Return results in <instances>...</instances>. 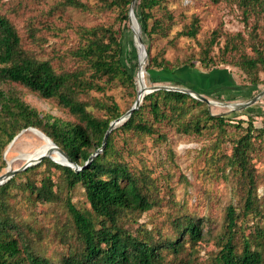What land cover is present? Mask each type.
Segmentation results:
<instances>
[{
    "label": "rangeland",
    "instance_id": "rangeland-1",
    "mask_svg": "<svg viewBox=\"0 0 264 264\" xmlns=\"http://www.w3.org/2000/svg\"><path fill=\"white\" fill-rule=\"evenodd\" d=\"M81 1L86 5L82 10L67 6L65 0H0V14L13 23L26 52L38 60L49 61L58 74L85 66L72 55L82 41L81 28L106 27L116 31L125 44V65L135 71L136 87L119 78L107 85L104 92H90L81 99L88 102V110L100 119L110 114V108L102 106L112 108V104H116L120 112L126 113L137 99L140 75L139 53L134 39L136 23L131 17L125 26L119 10L104 7L100 0ZM151 14L149 26L157 20L163 30L150 40L145 37L152 56L157 55L159 60L178 69L174 73L152 72V78L160 82H151L152 78L146 72L149 57L146 60L141 49L148 87L187 88L200 94L207 93L204 95L207 99L219 104L243 103L264 91V65L259 63L251 73L240 67L245 58L257 59L264 55V0L259 3L255 0H162ZM194 27L197 28L195 37L180 35ZM139 33L142 37L140 27ZM189 65L195 68L188 69ZM253 76L259 81L257 87L250 83ZM0 89L19 97L41 114L77 121L55 99L45 100L18 84L1 83ZM201 109H195L194 113L200 115ZM206 109L212 115L224 116L229 123L223 128L209 123L200 135H184L166 121L154 122L149 101H146L141 118L153 124L156 130L153 135L121 129L112 133L108 158L127 165L147 184L149 196L155 202L149 212L129 214L124 218L125 227L131 234L143 232L144 236L156 239L175 238L174 220L177 218L189 216L203 221L204 240L196 246L187 240L182 254L174 260L176 264L211 263L220 250V239L227 237L224 235L226 213L231 205L239 214L240 228L234 239L239 251L246 238L251 239L255 249L260 241L254 230L258 228L264 232V95L255 105L242 111L208 104ZM187 118H191V114ZM250 121L262 132L254 141V150L250 154L257 176L258 200L257 211L243 218L247 197L245 183L228 164V158L234 142L244 135ZM12 142L3 159L7 166L11 162L13 169L30 162L20 159L22 155L40 154L49 147L30 129L22 131ZM6 171L7 167L0 170V175ZM47 174L52 175L55 184L61 185L59 201L51 204L34 202L27 193L14 189L11 203L24 221L40 231L38 247L42 254L58 262L78 244L75 236L72 237L73 227L65 208L66 201L70 200L80 210H90V206L82 186L71 192L66 190L61 171L41 167L28 177L21 176L18 182L30 178L39 184ZM262 250L264 252V246ZM172 259L174 256L168 254L167 260Z\"/></svg>",
    "mask_w": 264,
    "mask_h": 264
},
{
    "label": "trees",
    "instance_id": "trees-1",
    "mask_svg": "<svg viewBox=\"0 0 264 264\" xmlns=\"http://www.w3.org/2000/svg\"><path fill=\"white\" fill-rule=\"evenodd\" d=\"M100 1L106 8L118 9L121 22L127 25L133 0ZM259 1L255 0L257 3ZM161 2L162 0H137L135 3V14L145 44V37L150 40L163 31L157 20L149 26L151 11ZM64 3L81 10L86 8L81 0H65ZM79 34L82 41L72 51V55L77 61L85 63V66L58 74L49 61L38 60L26 52L13 23L0 14V84H18L45 100L55 99L60 107L67 109L77 119L70 122L51 114H41L19 97L0 89V170L7 167L3 159L6 148L22 131L30 128L45 134L74 163L83 167L76 172L45 158L0 186V264H176L174 260L182 254L187 240L192 246L204 240L203 221L189 216L177 218L174 220L175 238L156 239L144 236L143 232L131 234L125 227L124 218L129 214L149 212L155 202L149 196L147 184L134 175L127 165L108 158L112 149V133L121 129L153 135L156 131L153 124L141 118L146 101H149V111L154 122L166 121L184 135H200L209 123L223 128L229 122L222 115H212L204 102L189 94L158 90L145 95L140 108L119 128L112 130L104 150L86 165L90 156L102 147L111 122L125 113L120 112L116 104H112V108L102 106L110 108V114L100 119L88 110L89 104L81 99L82 96L94 91L104 92L107 85L119 78L135 88L136 75L132 68L125 65V44L112 28H81ZM196 34V27L180 33L188 37H195ZM147 52L149 64L146 72L149 77L152 72L174 73L178 69L159 60L157 55L152 56L148 44ZM133 63L136 65V60ZM259 63L264 65V55L257 59L245 58L240 67L251 73ZM189 68L194 69L195 66L189 65ZM150 80L160 82L153 78ZM250 83L254 87L259 85L256 76L250 78ZM139 88L138 77L137 91ZM201 94L206 96L207 93ZM197 108H202L200 115L194 113ZM190 114L191 118H187ZM261 135L262 132L250 121L244 135L234 142L232 154L228 158V164L240 174L245 183L247 197L243 218L257 211V176L251 165L250 154L254 150V141ZM41 167L48 171H61L68 192L82 186L90 206V210H80L70 200L66 201L65 208L73 227L72 237L75 236L78 244L70 248L58 262L42 254L38 247L40 231L32 223L24 221L11 203L14 189L27 193L28 198L34 202L51 204L59 201L61 185L55 184L50 174L40 180L39 184L30 178L23 183L18 182L21 176L28 177V174ZM238 219L235 207L229 206L224 234L227 237L220 239V250L210 264H264V232L258 228L254 230L256 239L260 241L255 249L251 239L246 238L239 251L234 242L240 228ZM168 254H172L174 259L167 260Z\"/></svg>",
    "mask_w": 264,
    "mask_h": 264
},
{
    "label": "water",
    "instance_id": "water-1",
    "mask_svg": "<svg viewBox=\"0 0 264 264\" xmlns=\"http://www.w3.org/2000/svg\"><path fill=\"white\" fill-rule=\"evenodd\" d=\"M136 1L137 0H133L132 3H131L130 12H129V20H131V17H132V14H133V8L135 6ZM136 21H137L139 27L141 28L140 23H139L137 17H136ZM134 39H136V38H134ZM136 40H137L138 45H139L138 46L139 47L138 48V53L140 52V49H142L143 52H144V55H145V59L147 60L149 56H148V52H147V49H146V46H145V43H144L142 37L141 36H137V39ZM158 90H168V91L182 92V93H185V94H189L190 96L194 97L195 99H197L199 101H202V102H204V103H206L208 105H215L214 104L215 102L210 101L204 95H202V94H200V93H198V92H196L194 90L187 89V88L155 86V87H152L149 90L150 91L149 94L150 93H153L155 91H158ZM144 92H145V90H143L142 93H144ZM263 95H264V91H262L259 95L255 96L252 99H250V100H248L246 102H243V103H237V104H222L221 103V105L231 108V111H242V110H245V109H247V108L255 105L258 102V100ZM142 102L139 100V97H138L136 99L134 105L132 106V108L130 110H128L120 118H118V119L114 120L113 122H111V124L109 126V129L106 132V135L104 137L102 147L100 149H98L94 154H92L90 156V158H89L88 162L86 163V165H88L94 159V157H96L99 153H101L104 150V148L106 147L107 139L109 137V134L112 132V130L114 128H116L117 126L122 125L125 121H127L131 117V115L133 114V112L137 111L140 108ZM30 129H34V128H30ZM43 135H45V134H43ZM46 138L50 141L51 151H53V152L56 151L59 155H61V157L65 160V163H63L60 160L57 161V160L53 159L47 153H44L43 155H41L35 161L26 162L22 167H20L18 169H12V170H10V166L8 164V166H7V169L8 170L5 173H3V174L0 175V186L3 185V184H5L6 182H8L17 173H19L21 171H24V170H26L29 167H32V166H35V165L41 163L42 160L45 159V158H50L55 163H57L59 165L70 167L73 170H75L76 172H79V171H81L83 169V167H80L77 163H74L49 137L46 136Z\"/></svg>",
    "mask_w": 264,
    "mask_h": 264
},
{
    "label": "bare ground",
    "instance_id": "bare-ground-1",
    "mask_svg": "<svg viewBox=\"0 0 264 264\" xmlns=\"http://www.w3.org/2000/svg\"><path fill=\"white\" fill-rule=\"evenodd\" d=\"M132 18L134 19L135 23H136V33H135V36H136V39H137V36H139V25L136 21V14H135V6L133 8V14H132ZM136 44H137V48H139L138 46V42L136 40ZM139 63H140V72H139V83H140V88L138 89L137 91V98L139 97V100L142 102L145 95L149 94V90L152 88V87H148L146 85V82H145V73H144V65H143V56H142V50L140 49V52H139ZM143 90H145L144 93ZM215 105H220V106H223L219 103H214ZM30 130H33L36 132V134H38V136L44 140L48 145L49 147L42 153L40 154H24L20 157V159H27L28 161H35L36 159H38L41 155H43L44 153H47L48 155H50L53 159L55 160H60L62 161L63 163H65V160L61 157V155H59L56 151H51V144H50V141L46 138L45 135H43L42 133L34 130V129H30ZM9 166H10V170L13 169V164L11 162H9ZM8 170V169H7Z\"/></svg>",
    "mask_w": 264,
    "mask_h": 264
}]
</instances>
